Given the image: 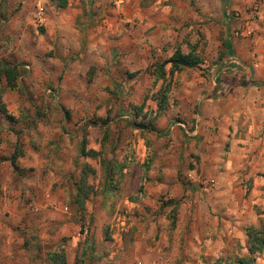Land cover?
<instances>
[{"label":"rangeland","instance_id":"374dc122","mask_svg":"<svg viewBox=\"0 0 264 264\" xmlns=\"http://www.w3.org/2000/svg\"><path fill=\"white\" fill-rule=\"evenodd\" d=\"M7 6L21 3L0 0V60L18 70L13 89L0 78V264L245 254L264 219V0H45L52 24L29 39L2 36ZM177 47L202 61L173 69ZM227 170L238 222L206 206Z\"/></svg>","mask_w":264,"mask_h":264},{"label":"crops","instance_id":"0c3cea01","mask_svg":"<svg viewBox=\"0 0 264 264\" xmlns=\"http://www.w3.org/2000/svg\"><path fill=\"white\" fill-rule=\"evenodd\" d=\"M13 1H17L18 4L21 3V6L18 9V11H15V12H13L11 7H8V6L3 9V11L6 12L5 17L6 19H8V21L4 25L5 28H4V32L2 33L3 34L2 36H5L6 38L10 36L13 39H17L19 36L22 39L23 38L29 39L30 36L32 37L34 33H37L36 25L35 23H33L34 20H37V23L41 22V26L43 25V27L51 26L52 20L49 17V15L45 13V7H44L45 0H13ZM48 1L52 2L51 0H48ZM39 5L42 6V14H41V19H40L41 21L38 20L39 17L37 15V10H38ZM59 8H64V7H59ZM47 32H48V28L46 29V33ZM4 61H7V60H4ZM1 79H3V77H1ZM222 123L223 125L221 126H224L225 121H222ZM202 124H205L206 128L202 126L200 130L199 127ZM212 124H213V121H194V135L197 133H200V134H204L207 136L211 130ZM232 170L230 171L232 172ZM230 171L227 170L224 172L223 171L216 172V176H214L215 177V187L212 190L213 195L212 194L207 195L205 200H206L207 207L210 205L212 207V204H217L219 206V212L222 215H224L225 217L227 216L229 217V219L231 218L232 220H236V222H238L237 219L239 218V214H241V213H238V210L240 209V211L242 212V207L239 205V199L236 198V196L233 194V191L236 189L234 187L235 175L231 173ZM258 182L259 183L263 182L262 184H264V180L257 181L256 184H258ZM177 190L183 191V189H180V187H178ZM260 201L261 200L259 198H255L253 203L256 204V202L259 203ZM232 214H235V215H232ZM249 221L253 223V220H249ZM70 249L72 248L70 247ZM66 257H67V262L70 264L74 260V253H71V254L66 253Z\"/></svg>","mask_w":264,"mask_h":264},{"label":"trees","instance_id":"16d2710c","mask_svg":"<svg viewBox=\"0 0 264 264\" xmlns=\"http://www.w3.org/2000/svg\"><path fill=\"white\" fill-rule=\"evenodd\" d=\"M55 6L57 7H65L67 5V0H51ZM225 45L229 52H232V46L230 42L225 41ZM202 61L201 57L197 52H195L194 48H192L187 53H182L180 49L177 47L173 52L170 62L171 67L173 69H180L182 67H195ZM161 71L162 65H158ZM158 72V71H156ZM159 75V72L156 74ZM162 74V73H161ZM18 75V70L16 65H12L7 61L0 60V78L3 77L5 81V86L9 89H13L16 85V78ZM252 84H256L255 82ZM1 97V95H0ZM18 140L16 143L15 150L17 149ZM82 154H93L94 151L81 148ZM10 162L13 168H17L15 164V151L10 156ZM85 192L83 181L82 187H78V194H83ZM245 234L247 236L245 250L246 253L243 255H237L233 262L234 264H253L255 259V254L264 253V219L258 222V225L248 224L245 228ZM49 261L45 264H69L66 260L64 250L59 249L55 251H51L48 253Z\"/></svg>","mask_w":264,"mask_h":264},{"label":"built area","instance_id":"2783aa9c","mask_svg":"<svg viewBox=\"0 0 264 264\" xmlns=\"http://www.w3.org/2000/svg\"><path fill=\"white\" fill-rule=\"evenodd\" d=\"M41 14H42V6L41 5H39V7H38V10H37V15H38V20L39 21H41L40 19H41Z\"/></svg>","mask_w":264,"mask_h":264}]
</instances>
